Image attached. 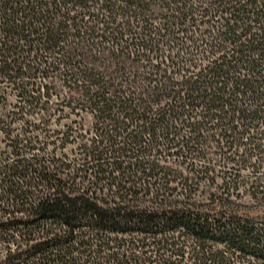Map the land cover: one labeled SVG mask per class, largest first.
Instances as JSON below:
<instances>
[{"label": "trees", "instance_id": "1", "mask_svg": "<svg viewBox=\"0 0 264 264\" xmlns=\"http://www.w3.org/2000/svg\"><path fill=\"white\" fill-rule=\"evenodd\" d=\"M0 264H264V0H0Z\"/></svg>", "mask_w": 264, "mask_h": 264}, {"label": "rangeland", "instance_id": "2", "mask_svg": "<svg viewBox=\"0 0 264 264\" xmlns=\"http://www.w3.org/2000/svg\"><path fill=\"white\" fill-rule=\"evenodd\" d=\"M10 101H12V99ZM53 101H55V100H53ZM9 109L10 108L7 107V110H9ZM58 109H60V108L58 107ZM56 114L60 115V112H57ZM68 121L69 120L66 119V118H59V119H57V116H56V117H53L52 121L50 122V124H51L50 127L52 129H62L63 124L68 123ZM85 124L88 125L89 124V120H86ZM244 203L247 205V209L246 210H248V212L250 213V215H253L254 214L253 211H254V208H255L254 207V204L252 202H250L248 199H246L244 201Z\"/></svg>", "mask_w": 264, "mask_h": 264}]
</instances>
